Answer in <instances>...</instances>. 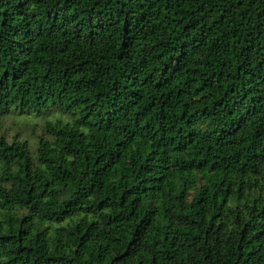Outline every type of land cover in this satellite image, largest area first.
I'll use <instances>...</instances> for the list:
<instances>
[{
  "label": "trees",
  "instance_id": "16d2710c",
  "mask_svg": "<svg viewBox=\"0 0 264 264\" xmlns=\"http://www.w3.org/2000/svg\"><path fill=\"white\" fill-rule=\"evenodd\" d=\"M0 264H264V0H0Z\"/></svg>",
  "mask_w": 264,
  "mask_h": 264
},
{
  "label": "rangeland",
  "instance_id": "374dc122",
  "mask_svg": "<svg viewBox=\"0 0 264 264\" xmlns=\"http://www.w3.org/2000/svg\"><path fill=\"white\" fill-rule=\"evenodd\" d=\"M54 116L35 117L32 115L20 116L19 114H11L0 119V133H4L9 140L17 136V138L29 139L32 147H35L37 135L43 133L44 122Z\"/></svg>",
  "mask_w": 264,
  "mask_h": 264
}]
</instances>
